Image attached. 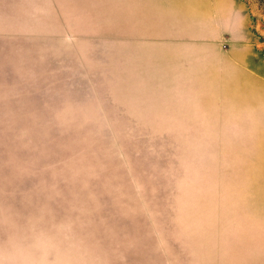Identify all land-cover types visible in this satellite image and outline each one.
Masks as SVG:
<instances>
[{
	"label": "rangeland",
	"instance_id": "1",
	"mask_svg": "<svg viewBox=\"0 0 264 264\" xmlns=\"http://www.w3.org/2000/svg\"><path fill=\"white\" fill-rule=\"evenodd\" d=\"M0 264H264L258 0H0Z\"/></svg>",
	"mask_w": 264,
	"mask_h": 264
},
{
	"label": "trees",
	"instance_id": "2",
	"mask_svg": "<svg viewBox=\"0 0 264 264\" xmlns=\"http://www.w3.org/2000/svg\"><path fill=\"white\" fill-rule=\"evenodd\" d=\"M260 3V7H262L264 9V0H258Z\"/></svg>",
	"mask_w": 264,
	"mask_h": 264
}]
</instances>
